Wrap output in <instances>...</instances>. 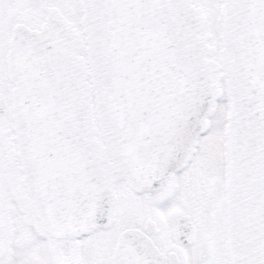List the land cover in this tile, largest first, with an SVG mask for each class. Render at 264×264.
I'll return each instance as SVG.
<instances>
[{
	"label": "snow or ice",
	"instance_id": "obj_1",
	"mask_svg": "<svg viewBox=\"0 0 264 264\" xmlns=\"http://www.w3.org/2000/svg\"><path fill=\"white\" fill-rule=\"evenodd\" d=\"M0 264H264V0H0Z\"/></svg>",
	"mask_w": 264,
	"mask_h": 264
}]
</instances>
